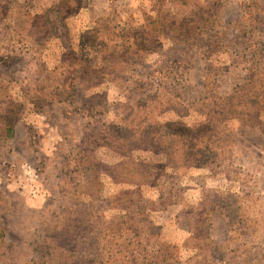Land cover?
<instances>
[{"label":"rangeland","instance_id":"1","mask_svg":"<svg viewBox=\"0 0 264 264\" xmlns=\"http://www.w3.org/2000/svg\"><path fill=\"white\" fill-rule=\"evenodd\" d=\"M0 264H264V0H0Z\"/></svg>","mask_w":264,"mask_h":264},{"label":"trees","instance_id":"2","mask_svg":"<svg viewBox=\"0 0 264 264\" xmlns=\"http://www.w3.org/2000/svg\"><path fill=\"white\" fill-rule=\"evenodd\" d=\"M8 129H9V133H10V135H12L13 133H14V128H13V126L11 125V126H8ZM173 133H175V131H173ZM186 134V135H185ZM185 134H183L185 137L187 136V135H190V133L188 132V133H186L185 132ZM173 137H176L177 138V136H173ZM173 137L170 135V141L171 142H173L174 140L176 141V142H178V140H176V139H174L173 140ZM179 138H181V136L179 137ZM149 140H147V141H145L144 139H143V141H140L139 143H140V145L141 146H146L147 147V143H149L148 142ZM162 143H164L163 141H162ZM185 144H189V143H185ZM185 148V149H184ZM195 148V146H190L189 145V148H187L186 149V146H182L181 145V143H177V145H175V152H176V154H178L179 156H186V155H191V154H195L196 152L193 150V149ZM186 150L188 151V153H186ZM166 154H167V152H166ZM181 158H179V157H176L175 158V161H179Z\"/></svg>","mask_w":264,"mask_h":264}]
</instances>
